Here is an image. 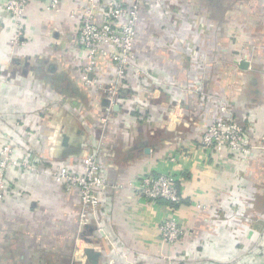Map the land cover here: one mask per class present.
I'll list each match as a JSON object with an SVG mask.
<instances>
[{"label": "crops", "instance_id": "obj_1", "mask_svg": "<svg viewBox=\"0 0 264 264\" xmlns=\"http://www.w3.org/2000/svg\"><path fill=\"white\" fill-rule=\"evenodd\" d=\"M80 2L48 11L45 0H30L24 44L10 50L12 22L0 0V129L16 136V155L43 160L38 172L7 173L0 264H264V224L256 237L246 218L264 192L245 189L264 151L198 148L206 124L223 116L221 105L264 148V0H141L134 49L148 76H128L100 146L105 98L82 82L79 18L68 16ZM98 65L104 83L114 68L105 58ZM174 103L184 113L178 125L167 120ZM93 151L112 186L98 193L109 241L91 222L79 225L77 191L51 175L61 166L81 171ZM146 172L173 174L182 204L113 187ZM172 216L186 232L167 246L158 224ZM78 238L93 258L76 252Z\"/></svg>", "mask_w": 264, "mask_h": 264}, {"label": "built area", "instance_id": "obj_2", "mask_svg": "<svg viewBox=\"0 0 264 264\" xmlns=\"http://www.w3.org/2000/svg\"><path fill=\"white\" fill-rule=\"evenodd\" d=\"M30 0H2L3 10L11 19L12 36L8 40L10 50L23 46L24 17ZM62 0H45V9L59 11ZM141 0H81L75 8L68 10L69 18H79L77 44L83 53L85 62L82 66L83 84L100 93L105 98L102 115L99 119V146L103 144L104 131L110 116L120 105L121 87L129 75L144 78L146 70L140 66V60L134 49L136 25L139 18ZM101 12L99 22L95 11ZM110 60L114 71L106 75L105 82L98 75V60ZM223 116L206 124L198 142V148L205 152L226 149L230 153L248 155L256 144L250 141L246 129L236 121L226 105L220 106ZM183 110L179 103H174L167 115L168 122L178 125L183 119ZM0 200L7 194V173L40 171L43 163L39 157L34 162L26 155H16V139L12 133L0 129ZM24 142V140H23ZM263 146L260 144V148ZM38 166H37V165ZM52 178L66 191H77L79 196V225L83 227L91 222L97 232L108 240L99 219V192L112 186L105 177L104 166L96 151L88 153L82 160L81 171L76 172L61 166L52 172ZM177 179L171 173L146 172L135 182L116 184L119 189L125 187L138 198L146 201H167L177 203L181 200L177 188ZM161 242L173 246L185 234V228L174 216L162 219L158 224ZM77 239L76 252L84 251Z\"/></svg>", "mask_w": 264, "mask_h": 264}, {"label": "rangeland", "instance_id": "obj_3", "mask_svg": "<svg viewBox=\"0 0 264 264\" xmlns=\"http://www.w3.org/2000/svg\"><path fill=\"white\" fill-rule=\"evenodd\" d=\"M209 11V10H208ZM238 56H240V54H237L236 59L238 58ZM243 76V75H242ZM243 78V77H242ZM242 78H239L238 83H242ZM243 85V84H242ZM238 89V86H237ZM258 135L255 134L254 138L256 139ZM259 137V136H258ZM255 148H260V144H257ZM262 148V147H261ZM262 151H264V148L261 149ZM259 158L257 159V163H259L258 165L255 166V171L253 173L252 176L249 177V181H248V187H245V189H248L247 192H253L254 190H258V192H264V158H262L263 156H258ZM241 188H244V186H241ZM239 189V186H238ZM242 196H244V194H242ZM242 198V197H241ZM240 198V199H241ZM253 198L255 200H252L251 202L253 204H251L252 208L249 210V213L246 214V218H247V223L250 225H252V230L253 231H257L258 233H256V237L261 236V228H260V224H264V202L262 201V199L260 198H255V196H253ZM248 201V200H247ZM263 210H262V208ZM260 209L262 212H260ZM220 217H222L221 214H219V219H221ZM238 221H240L241 223H245V216L237 218ZM250 220V222H249ZM260 228V229H259ZM236 232H239L238 228H236L235 230ZM264 232V230H263ZM258 253H260L261 251V247L258 245ZM207 264H211V263H207ZM224 264H229V262H224ZM236 264H243V262H238Z\"/></svg>", "mask_w": 264, "mask_h": 264}, {"label": "trees", "instance_id": "obj_4", "mask_svg": "<svg viewBox=\"0 0 264 264\" xmlns=\"http://www.w3.org/2000/svg\"><path fill=\"white\" fill-rule=\"evenodd\" d=\"M120 91H122V89H120ZM163 201V200H162ZM184 200H180L179 202H177V203H170V202H167V201H164V202H167V203H169L170 205H171V207H173V208H175V207H177L178 205H180V204H182V202H183Z\"/></svg>", "mask_w": 264, "mask_h": 264}, {"label": "water", "instance_id": "obj_5", "mask_svg": "<svg viewBox=\"0 0 264 264\" xmlns=\"http://www.w3.org/2000/svg\"><path fill=\"white\" fill-rule=\"evenodd\" d=\"M244 63H242L241 64V66H243L244 67ZM118 108V106H116V109ZM84 252L86 253V254H88V256L89 257H91V258H93L94 256L93 255H91V253L90 252H92L89 248H86L85 250H84Z\"/></svg>", "mask_w": 264, "mask_h": 264}]
</instances>
